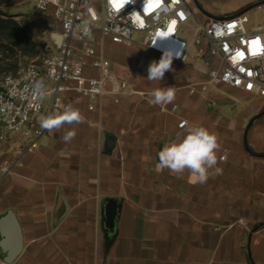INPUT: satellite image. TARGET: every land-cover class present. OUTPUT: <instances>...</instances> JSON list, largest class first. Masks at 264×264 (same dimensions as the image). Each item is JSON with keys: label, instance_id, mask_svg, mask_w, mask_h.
I'll list each match as a JSON object with an SVG mask.
<instances>
[{"label": "crops", "instance_id": "0c3cea01", "mask_svg": "<svg viewBox=\"0 0 264 264\" xmlns=\"http://www.w3.org/2000/svg\"><path fill=\"white\" fill-rule=\"evenodd\" d=\"M263 4L238 0L235 12ZM105 50L133 92L108 93L94 110L65 93L61 105L75 106L82 123L44 130L32 151L19 133L5 144L0 215L15 213L22 249L1 264H264V99L219 83L191 94L188 86L204 80L193 63L173 61L161 81H149L161 55L136 67L137 44L105 41ZM167 87L174 101L153 104L151 92ZM182 119L218 137L205 183L188 170L157 171L158 152L184 133ZM109 198L113 230L104 224Z\"/></svg>", "mask_w": 264, "mask_h": 264}, {"label": "built area", "instance_id": "2783aa9c", "mask_svg": "<svg viewBox=\"0 0 264 264\" xmlns=\"http://www.w3.org/2000/svg\"><path fill=\"white\" fill-rule=\"evenodd\" d=\"M30 2L38 12L50 11L62 41L59 47L52 44L41 62L1 77L0 102L14 107L10 113L0 112V156L16 133L26 139L25 151H32L44 131L39 121L46 99L51 112L56 113L63 95L74 92L85 100L88 110H94L108 93L134 91L126 78L110 69L105 41L137 44L136 67L152 53L162 56L164 49L173 50L178 55L173 61L193 63L204 77L188 86L191 94L205 91L208 83H219L264 99V24H252L246 11L209 17L194 0ZM86 27L90 30L87 34ZM136 34L142 38L135 39ZM36 80H43L46 88L42 99L32 95ZM176 107L172 105V109ZM185 122L180 120L178 126ZM8 170L9 163L0 158V178Z\"/></svg>", "mask_w": 264, "mask_h": 264}, {"label": "clouds", "instance_id": "9594fccd", "mask_svg": "<svg viewBox=\"0 0 264 264\" xmlns=\"http://www.w3.org/2000/svg\"><path fill=\"white\" fill-rule=\"evenodd\" d=\"M85 34L90 30L86 27ZM178 55L171 49H164L159 61L153 60L147 69L149 81H161L171 70L173 59ZM32 95L43 98L46 88L43 80L32 84ZM152 103L156 105L171 103L175 99V88H157L151 92ZM14 105L0 102V112L10 113ZM84 121L78 109L66 105L62 113H54L40 118V128L48 131L59 130L65 124H79ZM184 133L170 143H166L158 152L157 171L168 169L173 174H182L188 170L195 182L205 183L209 169L217 163V151L220 147L218 137L207 128L185 122ZM76 131H68L63 140L67 143L74 139Z\"/></svg>", "mask_w": 264, "mask_h": 264}, {"label": "rangeland", "instance_id": "374dc122", "mask_svg": "<svg viewBox=\"0 0 264 264\" xmlns=\"http://www.w3.org/2000/svg\"><path fill=\"white\" fill-rule=\"evenodd\" d=\"M199 1L201 5H196L205 8L213 16L233 14L238 8V0ZM49 12L36 11L30 0H0V18L2 19L0 23V80L5 73H13L27 64L41 62L42 58L53 49L49 33L55 31L57 25L52 21ZM246 14L252 24L263 23L264 4L259 8L247 10ZM10 21L21 27V32L12 29L13 24ZM183 36L186 37L187 34ZM134 38L140 40L142 35L136 34ZM46 102L43 113H53L49 107V100L46 99ZM63 110L60 104L56 113Z\"/></svg>", "mask_w": 264, "mask_h": 264}, {"label": "water", "instance_id": "95a60500", "mask_svg": "<svg viewBox=\"0 0 264 264\" xmlns=\"http://www.w3.org/2000/svg\"><path fill=\"white\" fill-rule=\"evenodd\" d=\"M246 10L247 8L242 9L240 11H237L236 14L245 12ZM201 11L209 17H218L210 15L204 12L202 9ZM49 37L56 47L60 46L62 36L58 32L51 31L49 33ZM116 211V200L113 198L107 199L104 204V224L107 229H114ZM21 249L22 233L20 225L15 213L11 209H8L4 214L0 215V252L2 254L0 259L5 263H10L17 257Z\"/></svg>", "mask_w": 264, "mask_h": 264}, {"label": "trees", "instance_id": "16d2710c", "mask_svg": "<svg viewBox=\"0 0 264 264\" xmlns=\"http://www.w3.org/2000/svg\"><path fill=\"white\" fill-rule=\"evenodd\" d=\"M1 20H2V19L0 18V23L2 22ZM10 22H12V24H13L12 27H11L12 29L21 32V30H22L21 27H19V26H18L15 22H13V21H10Z\"/></svg>", "mask_w": 264, "mask_h": 264}]
</instances>
